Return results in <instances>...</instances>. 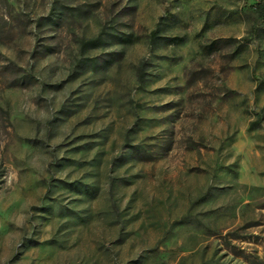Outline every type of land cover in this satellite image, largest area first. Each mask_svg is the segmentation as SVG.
<instances>
[{"label": "rangeland", "instance_id": "rangeland-1", "mask_svg": "<svg viewBox=\"0 0 264 264\" xmlns=\"http://www.w3.org/2000/svg\"><path fill=\"white\" fill-rule=\"evenodd\" d=\"M258 1L0 0V264H264Z\"/></svg>", "mask_w": 264, "mask_h": 264}, {"label": "trees", "instance_id": "trees-1", "mask_svg": "<svg viewBox=\"0 0 264 264\" xmlns=\"http://www.w3.org/2000/svg\"><path fill=\"white\" fill-rule=\"evenodd\" d=\"M255 8H256V13H257L258 19L261 21V23L264 26V3L261 0H259L256 4ZM91 42H93V41H91Z\"/></svg>", "mask_w": 264, "mask_h": 264}]
</instances>
